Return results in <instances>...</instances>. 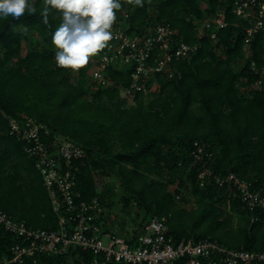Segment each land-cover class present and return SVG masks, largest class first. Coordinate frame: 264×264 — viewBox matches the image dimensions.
Masks as SVG:
<instances>
[{
    "label": "trees",
    "instance_id": "1",
    "mask_svg": "<svg viewBox=\"0 0 264 264\" xmlns=\"http://www.w3.org/2000/svg\"><path fill=\"white\" fill-rule=\"evenodd\" d=\"M234 1L144 0V7H134L121 0L116 17L130 31L169 22L177 29L175 43L198 45L173 59L172 75L156 73L159 88L153 96L137 90L130 105L121 86H130L134 67L108 66L106 76L114 83L102 86L93 85L89 74L95 56L79 72L56 65L51 34L61 15L52 11L45 25L42 0H30L35 15L0 19V207L35 227L58 225L36 167L38 156L10 132L11 117L26 114L47 125L48 133L41 129L44 142L53 144L62 135L84 147L85 156L73 159L71 167L75 191L78 199L97 197L107 220L117 203L116 185L100 181L116 176L122 209L136 223L132 232L153 216L166 215L175 239L210 237L233 248L264 250V209L244 208L227 182L211 178L201 184L199 178L207 166L216 176L235 173L254 189L264 188V83L254 87L264 78V31L246 43L251 21L236 14ZM222 13L225 26L212 23L199 33L201 22ZM196 143L205 144V163L195 160ZM183 190L202 203L197 212L179 205L178 198L188 202ZM234 214L240 219L236 229ZM11 240L0 231L2 249ZM40 256L45 264H76L68 255Z\"/></svg>",
    "mask_w": 264,
    "mask_h": 264
},
{
    "label": "built area",
    "instance_id": "2",
    "mask_svg": "<svg viewBox=\"0 0 264 264\" xmlns=\"http://www.w3.org/2000/svg\"><path fill=\"white\" fill-rule=\"evenodd\" d=\"M234 11L251 21L246 43L255 32L264 31V0H235ZM212 23L219 27L227 24L223 13L211 15L198 26L199 33ZM110 31L113 38L108 47L91 59V79L93 83L108 86L114 83L106 76L108 66L134 67L130 86H124L132 95L137 90L148 93L154 82L159 87L154 78L156 73L172 75L173 59L188 55L198 47L197 43L191 45L183 39L175 43L177 29L169 22L130 31L117 18ZM263 83L261 77L254 86L261 87ZM22 117H11L10 132L26 140V149L38 156L36 167L59 221L55 228L35 227L0 207V231L12 236L5 250L0 247V264H45L40 255H68V261L76 264H264V250L233 248L210 237L175 239L169 233L166 215L153 216L138 233L123 235L111 230L108 226L111 221L105 217L100 200L97 197L78 199L75 191L76 174L71 167L73 159L85 156L84 147L62 135L48 144L41 137V129L49 132L47 125L26 114ZM204 150L205 144H197L196 161L205 163ZM59 157L64 159V165ZM199 178L201 184L211 178L218 183L227 182L244 208L264 209V188L254 189L250 180L235 173L219 177L207 166L199 172Z\"/></svg>",
    "mask_w": 264,
    "mask_h": 264
},
{
    "label": "clouds",
    "instance_id": "3",
    "mask_svg": "<svg viewBox=\"0 0 264 264\" xmlns=\"http://www.w3.org/2000/svg\"><path fill=\"white\" fill-rule=\"evenodd\" d=\"M123 2L144 7V0ZM42 4L40 15L45 25L49 24L52 11L61 15L59 26L51 34L56 49L54 58L58 67L73 72H79L90 57L108 47L116 11L123 6L121 0H42ZM36 11L30 0H0V19H20L26 13L35 15Z\"/></svg>",
    "mask_w": 264,
    "mask_h": 264
},
{
    "label": "rangeland",
    "instance_id": "4",
    "mask_svg": "<svg viewBox=\"0 0 264 264\" xmlns=\"http://www.w3.org/2000/svg\"><path fill=\"white\" fill-rule=\"evenodd\" d=\"M203 6H206L207 5V2L206 1H203L202 3ZM202 23L201 22L199 24V27L202 26ZM25 47V46H24ZM89 74H90V69H89ZM90 78H91V75H90ZM93 83V82H92ZM94 85V83H93ZM255 88L257 86H254ZM158 86H157V83L154 82L152 83V87H151V91H153V93L151 94H146V96H153L154 93L158 90ZM93 90H95L94 87H92ZM121 96L123 97H127L128 98V105L134 103L133 101V95L132 93L129 92V90H127V88H125L123 85L121 86ZM92 94L89 95V99H93L92 98ZM117 146H120L121 145V141L120 139L118 138H115L114 139ZM105 182H109V183H114L116 185V191H117V196H116V205L114 206L113 210H112V213H111V216H110V228L111 230L115 231L116 233H120V234H123V235H126L127 233H131L134 229V225H136V223H134V221L132 220V217L127 215L125 210L122 209L123 205L121 204L119 198H120V194L121 192L123 191V188H122V185L120 183V180L116 177V176H103L101 178V181H100V184L103 185V183ZM175 188L174 185H170L169 186V189L171 191H173ZM183 192H186V197L188 198V202H183V200L181 198H178V203L180 206L186 208L187 210L189 211H194V212H197L199 210V208L201 207L202 203L198 200L197 196L195 193L191 192V191H184ZM223 209L226 210V212H229V208H225V206H223ZM137 211V210H135ZM233 219H232V226H233V229H236L238 227V224L240 222V219H239V216L238 215H233ZM226 227H229L228 225H226Z\"/></svg>",
    "mask_w": 264,
    "mask_h": 264
}]
</instances>
